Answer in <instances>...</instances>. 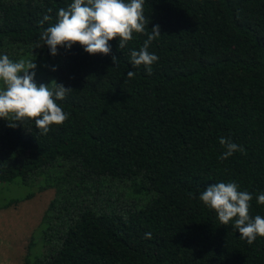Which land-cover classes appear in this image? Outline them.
<instances>
[{
  "label": "trees",
  "instance_id": "obj_1",
  "mask_svg": "<svg viewBox=\"0 0 264 264\" xmlns=\"http://www.w3.org/2000/svg\"><path fill=\"white\" fill-rule=\"evenodd\" d=\"M72 2L0 0V55L34 60L38 85L73 89L57 101L69 118L46 135L0 118V193L27 191L0 195V209L54 191L24 264H264V237L249 245L199 200L235 182L264 217V0H145L146 31L161 29L150 75L130 64L144 34L122 50L109 41V55L42 46ZM221 137L245 153L221 161Z\"/></svg>",
  "mask_w": 264,
  "mask_h": 264
},
{
  "label": "clouds",
  "instance_id": "obj_2",
  "mask_svg": "<svg viewBox=\"0 0 264 264\" xmlns=\"http://www.w3.org/2000/svg\"><path fill=\"white\" fill-rule=\"evenodd\" d=\"M144 3L145 0H73L66 9L58 10L55 24L42 30V46L47 45L53 56L58 55V46L70 50L76 44L89 54L109 55L112 51L109 41L119 37V49L122 50L133 40L134 33L144 34L147 39L143 46L130 52V64L134 68L144 66L150 75L159 58L148 49L161 35V29L156 25L150 32L146 31L149 21L144 15ZM50 20L51 17L45 15L39 23L43 26ZM112 60L118 65L116 56H112ZM36 68L34 60L13 62L8 55H0V81L4 84L0 89V118L8 120L9 127H16L17 122L24 123L26 118L31 119L41 134L46 135L51 125H61L69 118L70 113L64 112L57 101L64 100L73 89L55 80L50 85H38ZM134 76V71L127 72L129 79ZM219 143L224 148L219 157L221 161L236 152L246 151L228 138L221 137ZM238 189L235 182L215 183L200 193L199 200L215 211L222 225L232 222L240 238L252 245L257 237H264V217L250 215L253 194ZM256 202L264 205V193L256 197ZM145 236L150 238L151 233Z\"/></svg>",
  "mask_w": 264,
  "mask_h": 264
},
{
  "label": "rangeland",
  "instance_id": "obj_3",
  "mask_svg": "<svg viewBox=\"0 0 264 264\" xmlns=\"http://www.w3.org/2000/svg\"><path fill=\"white\" fill-rule=\"evenodd\" d=\"M3 88L4 84L0 81V89ZM26 192L23 188L9 186L0 195L2 200H6ZM53 196L54 191L48 189L29 200L0 209V264H24L30 237L38 228Z\"/></svg>",
  "mask_w": 264,
  "mask_h": 264
}]
</instances>
